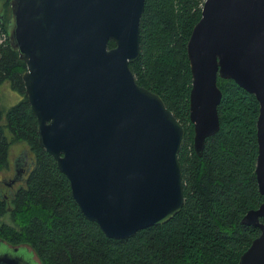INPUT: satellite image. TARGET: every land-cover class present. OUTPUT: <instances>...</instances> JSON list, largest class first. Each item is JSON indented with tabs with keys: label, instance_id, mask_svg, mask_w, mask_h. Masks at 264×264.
Here are the masks:
<instances>
[{
	"label": "water",
	"instance_id": "water-1",
	"mask_svg": "<svg viewBox=\"0 0 264 264\" xmlns=\"http://www.w3.org/2000/svg\"><path fill=\"white\" fill-rule=\"evenodd\" d=\"M143 3L9 0L7 37L25 64L20 78L38 145L66 177L84 217L114 239L161 224L182 206L177 152L183 127L128 68L138 56ZM185 53L196 153L218 129L216 77L232 80L258 103L254 177L263 199L240 219L258 234L236 264H264V223L258 220L264 216V0H203ZM19 158L24 163L23 154ZM0 245L7 253H27L26 261L3 254L0 264H31L26 246Z\"/></svg>",
	"mask_w": 264,
	"mask_h": 264
},
{
	"label": "trees",
	"instance_id": "trees-1",
	"mask_svg": "<svg viewBox=\"0 0 264 264\" xmlns=\"http://www.w3.org/2000/svg\"><path fill=\"white\" fill-rule=\"evenodd\" d=\"M202 2L144 0L138 56L128 68L134 82L156 93L183 127L177 152L182 206L161 224L114 239L84 217L66 177L38 145L35 118L20 78L25 64L7 37L9 0H0V83L6 81L23 95L3 115L7 135L0 126V168L11 142L25 143L30 163L22 185L7 200L0 198V241L28 246L37 264H236L258 234L256 227L240 219L263 199L254 177L258 103L232 80L216 77L221 93L218 129L205 138L200 153L193 150L185 44ZM5 214L9 223L2 220ZM258 220L264 223V216Z\"/></svg>",
	"mask_w": 264,
	"mask_h": 264
},
{
	"label": "rangeland",
	"instance_id": "rangeland-1",
	"mask_svg": "<svg viewBox=\"0 0 264 264\" xmlns=\"http://www.w3.org/2000/svg\"><path fill=\"white\" fill-rule=\"evenodd\" d=\"M1 3H0V8H1ZM23 99V95L16 90L10 88L9 84L4 81L0 83V126L3 127L4 124V119L3 115L7 111V109L14 104H16L18 101ZM3 133L7 135V130L3 127L2 128ZM26 146L24 142H11L8 150H7V157H6V164L0 168V195L1 197H5L6 200L7 198L18 188L22 185V181H19L18 179L16 180V184L11 188L12 190L6 189V186L1 184V180H6L9 178L12 174V168H13V163H16V160L18 159L19 156L23 154L24 156V165L25 163H28V156H27V151H26ZM24 167V166H23ZM22 175V171L20 173ZM19 175V177H20ZM19 181V182H18ZM9 203V202H8ZM2 220L4 222L9 223V218L8 215L5 214L2 217ZM0 248L2 246L0 245ZM27 251H30V248L28 246L25 247ZM1 250V249H0ZM20 252V250H19ZM29 255V253H28ZM31 264H37V259L33 253H31Z\"/></svg>",
	"mask_w": 264,
	"mask_h": 264
},
{
	"label": "flooded vegetation",
	"instance_id": "flooded-vegetation-1",
	"mask_svg": "<svg viewBox=\"0 0 264 264\" xmlns=\"http://www.w3.org/2000/svg\"><path fill=\"white\" fill-rule=\"evenodd\" d=\"M17 161V160H16ZM18 164L20 165L19 168H17V163H13V168H12V174L9 178H7L6 180H1V184H3L4 186H6V189H8L9 191L12 190L11 188L14 186V184H16L15 182H13L12 184L8 185L7 182L10 178H12L13 176H15L19 171H22V175H20V177H18V180L19 181H22L23 183V179H24V176L26 175V173L28 172V169H29V165L30 163H23V158H19L18 159ZM24 166V167H23ZM19 176V175H18ZM18 181V182H19ZM11 192V191H10ZM2 195H0V198H4L6 199L5 197H1ZM3 254H6V255H11V256H14V258L18 261L23 260V261H26L27 260V253L23 250L20 249V252L19 250L18 251H12V252H9L7 253L5 250L1 249L0 250V256L3 255ZM26 259V260H25Z\"/></svg>",
	"mask_w": 264,
	"mask_h": 264
}]
</instances>
